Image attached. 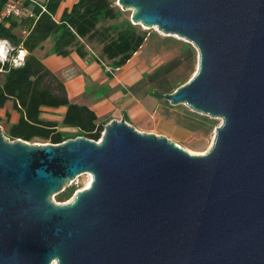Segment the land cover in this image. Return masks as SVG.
Returning <instances> with one entry per match:
<instances>
[{"label": "water", "instance_id": "1", "mask_svg": "<svg viewBox=\"0 0 264 264\" xmlns=\"http://www.w3.org/2000/svg\"><path fill=\"white\" fill-rule=\"evenodd\" d=\"M115 4L197 51L194 76L153 96L222 124L203 155L123 118L99 143L0 128V264H264V0ZM83 174L89 188L52 201Z\"/></svg>", "mask_w": 264, "mask_h": 264}, {"label": "trees", "instance_id": "2", "mask_svg": "<svg viewBox=\"0 0 264 264\" xmlns=\"http://www.w3.org/2000/svg\"><path fill=\"white\" fill-rule=\"evenodd\" d=\"M6 1L0 0V12ZM63 1H25L24 6L31 8L32 17L24 15L0 21V40L9 41L13 47L8 58L16 56L21 48L28 52L22 68H15L8 60L0 64L3 69L0 71V108L11 101L19 114V120L10 124L6 132L11 141L60 144L84 137L97 142L104 131L106 123L90 108L71 103L64 84L34 55L47 39L53 41L52 54L60 57L74 51L86 58L89 55L86 46L93 50L98 47V59L109 62L113 69L125 65L146 40V35L128 21L111 23L120 18L121 11L109 0H77L56 19ZM154 73L147 79H152ZM164 89L158 92L167 94ZM45 108L66 110L57 121L42 116ZM67 198L68 194L60 201Z\"/></svg>", "mask_w": 264, "mask_h": 264}, {"label": "crops", "instance_id": "3", "mask_svg": "<svg viewBox=\"0 0 264 264\" xmlns=\"http://www.w3.org/2000/svg\"><path fill=\"white\" fill-rule=\"evenodd\" d=\"M76 1L64 0L59 6L56 19H59L65 9L70 10ZM18 34L24 36L23 32ZM52 46L53 41L47 39L35 50L34 55L64 84L71 103L90 108L100 121L106 123L105 125L123 118L141 133L168 139H172L173 135L183 134V130L176 128L160 113L162 110L173 111L172 105L162 103V99L145 90V79L160 66L154 57H144L142 47L125 65L113 69L109 62H104L103 66L91 55L81 58L74 51L66 57L56 56L51 52ZM94 51L97 53L99 48L96 47ZM65 110L45 108L42 116L59 121ZM53 113L59 116L55 117ZM18 120L19 114L13 109L11 101L0 108L1 130L7 132L9 125Z\"/></svg>", "mask_w": 264, "mask_h": 264}, {"label": "rangeland", "instance_id": "4", "mask_svg": "<svg viewBox=\"0 0 264 264\" xmlns=\"http://www.w3.org/2000/svg\"><path fill=\"white\" fill-rule=\"evenodd\" d=\"M109 1L120 10L115 4L117 0ZM120 11V18L111 23L130 22L132 11ZM133 26L146 35V40L142 45L144 57H154L157 61L156 63L160 66L155 71L156 74L154 73L152 79H145V90H148L149 94L158 92L164 88H166L164 90L168 91L167 94L173 93L194 76L197 70L198 54L190 43L178 36L165 35L156 28L149 29L140 25ZM161 102L169 103L166 100H161ZM171 108L173 111L162 110L160 112L161 115L168 118L176 128L184 132L182 135H173V138L169 139L189 154H205L212 145L216 129L222 124L221 119L198 114L184 105L171 106ZM52 115L55 117L59 116L57 113H53ZM2 133L7 138L6 131L2 130ZM35 143L43 142L36 140ZM90 179L92 181L89 174L79 176L76 185L71 184L64 188L63 192L53 196L52 201L59 204L70 202L78 191L87 188ZM66 194H68V198L60 201V198Z\"/></svg>", "mask_w": 264, "mask_h": 264}, {"label": "built area", "instance_id": "5", "mask_svg": "<svg viewBox=\"0 0 264 264\" xmlns=\"http://www.w3.org/2000/svg\"><path fill=\"white\" fill-rule=\"evenodd\" d=\"M25 1L33 2V0H7L2 11L0 12V21H3L4 19L10 18V17H21V16H28L32 17V12L30 7L24 6ZM10 50L8 54L13 50V47L9 44ZM86 49L88 51V54L94 57L101 65H105L104 62L100 61L98 59L97 53L91 49L89 46H86ZM19 51H17L16 56L7 58L8 61L13 65V61L16 57H18ZM109 71V69H108ZM103 134V133H102ZM101 134V136H102ZM100 139L97 141L99 142ZM79 177H77L71 184L76 185L78 183Z\"/></svg>", "mask_w": 264, "mask_h": 264}, {"label": "clouds", "instance_id": "6", "mask_svg": "<svg viewBox=\"0 0 264 264\" xmlns=\"http://www.w3.org/2000/svg\"><path fill=\"white\" fill-rule=\"evenodd\" d=\"M9 50H10L9 41L0 40V64H3L4 62L7 61ZM27 55H28L27 50L21 48L18 57H16L13 61V66L17 69L24 67V61ZM0 71H3V69H0ZM53 264H55V262H53Z\"/></svg>", "mask_w": 264, "mask_h": 264}, {"label": "bare ground", "instance_id": "7", "mask_svg": "<svg viewBox=\"0 0 264 264\" xmlns=\"http://www.w3.org/2000/svg\"><path fill=\"white\" fill-rule=\"evenodd\" d=\"M209 147H210V146H209ZM90 184H91V179H90V181H89V183H88L87 188H89ZM87 188H86V189H87Z\"/></svg>", "mask_w": 264, "mask_h": 264}]
</instances>
